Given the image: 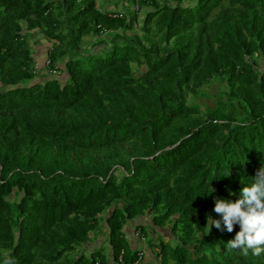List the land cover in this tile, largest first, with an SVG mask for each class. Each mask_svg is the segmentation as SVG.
I'll list each match as a JSON object with an SVG mask.
<instances>
[{"label":"trees","instance_id":"obj_1","mask_svg":"<svg viewBox=\"0 0 264 264\" xmlns=\"http://www.w3.org/2000/svg\"><path fill=\"white\" fill-rule=\"evenodd\" d=\"M115 2L0 0V264H264L213 210L264 167V0Z\"/></svg>","mask_w":264,"mask_h":264},{"label":"clouds","instance_id":"obj_2","mask_svg":"<svg viewBox=\"0 0 264 264\" xmlns=\"http://www.w3.org/2000/svg\"><path fill=\"white\" fill-rule=\"evenodd\" d=\"M58 68L61 75L63 72ZM255 177L254 183L241 189L240 197L235 202L217 199L213 210L222 217L224 229L228 232L233 231L234 224H239V231L228 246L242 249L245 256L251 250L252 255L259 257L264 252V167L257 171ZM207 224L208 231L204 235L210 232L212 226L223 230L220 220L207 217Z\"/></svg>","mask_w":264,"mask_h":264},{"label":"rangeland","instance_id":"obj_3","mask_svg":"<svg viewBox=\"0 0 264 264\" xmlns=\"http://www.w3.org/2000/svg\"><path fill=\"white\" fill-rule=\"evenodd\" d=\"M116 0H98V4H99V6H102L101 4H102V2H104L103 3V5L105 4V5H108L109 7H110V9H115L116 7H118L119 8V6L121 5L119 2L116 4V2H115ZM23 28H25V25H23ZM39 32L38 31H31V33L29 32V39H30V41H31V43H33L34 41H36L35 43H42L41 41H39V42H37V39L38 40H43L42 39V37L43 36H41L40 34H38ZM104 37V39H107V40H109V37L107 36V35H105V36H103ZM41 38V39H40ZM96 39H98L97 37H95ZM93 40L94 39V37H91V36H85L84 38H83V41H82V53H84V54H86V53H88V51H91V52H93L92 50H99V49H101V47H102V45H98L99 43H95V41L93 40V42H94V44L92 45V48H91V46H88V47H84V46H87L88 45V43H89V41L90 40ZM44 42V41H43ZM106 42H108V41H106ZM38 48H40L39 46H38ZM34 49H37L36 47H35V45H34ZM41 55H38V57H40ZM41 61V60H40ZM44 63H45V61H43ZM39 64H37V67H38V69H42L44 66H45V64L43 63V64H41L40 65V62H38ZM143 67V66H142ZM142 67L141 66H138L137 64H133V71H134V73L136 74V75H138L139 74V71L142 69ZM218 87H219V82H218V80L217 79H215V80H213L211 83H209V84H207L205 87H203V89H202V91H201V96H200V98H198L197 99V101L199 102V103H203V102H206V103H210L211 105L213 104L212 103V99H215L214 97V95L216 94V92L218 91ZM137 223L139 224V223H141V224H144V225H149V224H151L152 222H151V219H150V213L149 212H147L144 216H141V217H138V218H136V220H135V223L134 224H136L137 225ZM134 224L132 223V225L134 226ZM163 234L162 236H164L165 237V239H170V237L172 238V234H171V232H170V228H169V226L167 225L164 229H162V230H156V235L154 234V238H156L157 239V235L158 234ZM160 236V235H159ZM96 239H98V240H101L100 242H101V244L102 245H100V246H104V247H106V241H105V235H104V230H102L101 231V233L98 235V236H93V238H92V242L94 241V240H96ZM133 239H136L137 240V242H138V247H142V245H141V243H142V241H141V239L139 238V237H134V235H133ZM148 240V237L146 238V241ZM89 243V244H93V243ZM95 242H97V241H95ZM99 246V247H100ZM89 248H90V246H88ZM88 247H85L84 246V250L86 251L87 250V248ZM98 247V248H99ZM88 248V249H89ZM92 249H97V247L95 246V244H94V247L92 248ZM148 251H150L149 249H148ZM151 252V251H150ZM144 264H156V262H155V259H154V256H153V254L151 253V256L149 255V259L144 263Z\"/></svg>","mask_w":264,"mask_h":264},{"label":"crops","instance_id":"obj_4","mask_svg":"<svg viewBox=\"0 0 264 264\" xmlns=\"http://www.w3.org/2000/svg\"><path fill=\"white\" fill-rule=\"evenodd\" d=\"M38 34H40L41 36H43L42 37V39L43 40H38L37 39V42H39V41H41L42 43H36V44H34L35 45V47L37 48V49H34V53H33V58H34V60H35V62L37 63V64H39L38 62H40V65L41 64H43L44 62L43 61H45V59H46V54H47V52H48V49L50 48V43L46 40V38L44 37V35L43 34H41V33H38ZM41 39V38H40ZM44 41V42H43ZM38 46L40 47V48H38ZM38 55H41L40 57H38ZM41 60V61H40ZM133 223V222H132ZM132 223H130V226H132L133 227V225H132ZM135 223V222H134ZM130 231H131V229H130ZM129 231V232H130ZM132 240H133V243L134 244H132L134 247H135V245L136 246H138V242H137V240L136 239H133L132 238ZM95 241H97V242H95ZM101 240H98V239H96V240H94L93 242H92V240L89 242V243H93L92 245L91 244H89V243H87L86 245H85V247H88V246H90V248L89 249H92L93 247H94V244H95V246L96 247H99L100 245H101V242H100ZM142 244V243H141ZM87 248V250H89ZM144 254H143V263H145L148 259H149V255L151 256V252L150 251H148V249H146L145 247H144Z\"/></svg>","mask_w":264,"mask_h":264},{"label":"built area","instance_id":"obj_5","mask_svg":"<svg viewBox=\"0 0 264 264\" xmlns=\"http://www.w3.org/2000/svg\"><path fill=\"white\" fill-rule=\"evenodd\" d=\"M114 15L118 16V15H121V14H114ZM49 73L52 74V75H59L60 74V70H59L58 67H56L55 69H50ZM133 235H134L135 238L139 237L141 240H144L143 235L139 231H135ZM122 253H123V251L121 252V255H122ZM121 255L119 257L120 261H121ZM142 258H143V253L140 252L138 254V260L136 262H134V263H128V264H137L138 262H140V260H142Z\"/></svg>","mask_w":264,"mask_h":264},{"label":"water","instance_id":"obj_6","mask_svg":"<svg viewBox=\"0 0 264 264\" xmlns=\"http://www.w3.org/2000/svg\"><path fill=\"white\" fill-rule=\"evenodd\" d=\"M62 69V67H60ZM67 77V74L66 75H62V78H66ZM34 83V82H32Z\"/></svg>","mask_w":264,"mask_h":264}]
</instances>
